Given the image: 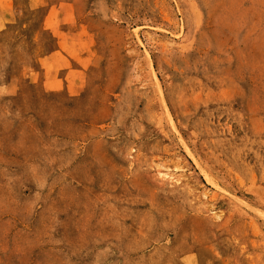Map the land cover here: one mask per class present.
<instances>
[{
  "label": "rangeland",
  "instance_id": "1",
  "mask_svg": "<svg viewBox=\"0 0 264 264\" xmlns=\"http://www.w3.org/2000/svg\"><path fill=\"white\" fill-rule=\"evenodd\" d=\"M0 264H264V0H0Z\"/></svg>",
  "mask_w": 264,
  "mask_h": 264
}]
</instances>
